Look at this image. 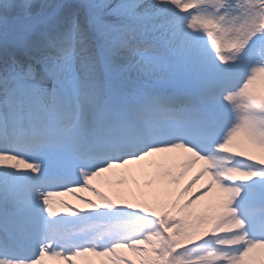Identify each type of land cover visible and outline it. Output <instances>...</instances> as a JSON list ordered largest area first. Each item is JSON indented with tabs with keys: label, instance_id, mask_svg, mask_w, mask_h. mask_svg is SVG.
Segmentation results:
<instances>
[{
	"label": "snow or ice",
	"instance_id": "obj_1",
	"mask_svg": "<svg viewBox=\"0 0 264 264\" xmlns=\"http://www.w3.org/2000/svg\"><path fill=\"white\" fill-rule=\"evenodd\" d=\"M54 261L264 264V0H0V264Z\"/></svg>",
	"mask_w": 264,
	"mask_h": 264
},
{
	"label": "bare ground",
	"instance_id": "obj_2",
	"mask_svg": "<svg viewBox=\"0 0 264 264\" xmlns=\"http://www.w3.org/2000/svg\"><path fill=\"white\" fill-rule=\"evenodd\" d=\"M198 169H199V165H197L196 167L189 170L186 173V175L182 178L181 183H182V181L191 178L198 171ZM72 179H76V176L73 175ZM201 183H203V180L200 183H197L189 193L185 194V198L195 194L197 192V189L200 187ZM78 195L91 196V193L90 192H82V193H79ZM56 199L67 200L74 205L81 206L80 201L77 199V196L72 197V196H70V194L56 197ZM60 212H61V214H65L63 209H60ZM51 264H62V262L54 261V262H51Z\"/></svg>",
	"mask_w": 264,
	"mask_h": 264
},
{
	"label": "rangeland",
	"instance_id": "obj_3",
	"mask_svg": "<svg viewBox=\"0 0 264 264\" xmlns=\"http://www.w3.org/2000/svg\"><path fill=\"white\" fill-rule=\"evenodd\" d=\"M182 180V179H181ZM187 180L188 179H186V180H184V181H182V183H181V185H183L184 183H186L187 182ZM70 196H72V197H75L74 195H72V194H70ZM78 199V198H77ZM199 207V204H197V205H194V208H198Z\"/></svg>",
	"mask_w": 264,
	"mask_h": 264
}]
</instances>
